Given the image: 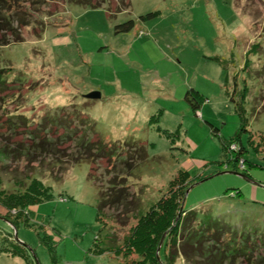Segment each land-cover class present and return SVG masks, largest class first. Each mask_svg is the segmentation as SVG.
<instances>
[{
    "label": "rangeland",
    "instance_id": "rangeland-1",
    "mask_svg": "<svg viewBox=\"0 0 264 264\" xmlns=\"http://www.w3.org/2000/svg\"><path fill=\"white\" fill-rule=\"evenodd\" d=\"M98 1L97 7L21 1L16 15H34L32 23L23 40L0 47L1 66L26 81L23 91L31 89L17 98L11 93L19 86L0 91L7 99L3 110L22 112L36 124L49 111L71 125L78 118L86 142L101 139L111 159L104 167L96 147L65 160L56 153L0 156V246L23 250V242L28 250L23 256L0 252V264H130L114 251L93 249L120 243L134 216L159 196L178 197L173 180L180 169L191 174L185 186L196 182L180 195V206L199 221L210 215L235 227L219 237L222 245L232 238L258 248L264 241V0ZM127 20L132 28L116 32ZM216 56L224 67L210 58ZM190 88L203 96L196 111L184 98ZM225 88L243 108L247 130L238 138L239 116ZM92 91L100 97L84 96ZM33 121L32 132L18 126L16 139L5 144L11 148L34 135ZM30 177L52 195L26 212L20 205L6 208L8 191H20ZM110 192L135 201L136 209L109 207ZM248 229L261 231L260 243L257 235L244 240L237 234ZM194 263L209 264L206 257L183 255L174 262Z\"/></svg>",
    "mask_w": 264,
    "mask_h": 264
},
{
    "label": "trees",
    "instance_id": "trees-1",
    "mask_svg": "<svg viewBox=\"0 0 264 264\" xmlns=\"http://www.w3.org/2000/svg\"><path fill=\"white\" fill-rule=\"evenodd\" d=\"M21 1L24 0H0V47L23 40L24 31L27 32L25 28L32 23L31 19L33 17L31 16L34 15H26L27 13L24 15L23 12L16 15V13L20 11L15 9L19 7ZM25 1L33 6H35V4L40 5L41 2L45 3V0ZM68 1L91 7H97L103 2L98 0L95 2H92L93 0ZM237 2H239V0H237ZM156 13V11L150 12L146 15H141V17L152 16ZM13 22L20 23V27L17 28L16 25L14 27L12 24ZM42 24L43 22L40 23L39 30L44 29V25ZM132 26V21L127 20L116 24L115 31H128ZM33 28L37 29L38 26H34ZM210 58L218 61L224 67L225 63L217 56ZM11 69V66H1L0 63V91H3L5 88H10L9 86H19V91L15 93L12 92V95H10L14 98H17L21 94L24 96L31 89L27 87L26 90L23 91V88L20 87H22V83L26 81L21 80L16 75H12L13 72ZM224 92L230 100L235 103L236 111L239 116L240 127L235 135V138H238L240 132H246L247 130L244 124L243 108L235 99L234 93H230L226 88ZM5 97L6 96L2 94L0 95V140L3 145V149H0L1 157H11L10 154L21 153H30V155H32L31 158H34L35 155L38 158L40 156L46 157V155L54 157L56 153L57 157L54 158H58L59 160H65L67 158L75 159V157H73L75 154L81 153L82 155L84 154L83 156L89 155V150L96 147L97 157L102 159L100 162L103 163L104 167L110 164L111 159L108 158L107 154L109 149H106L105 143L101 139H96V145L93 141L86 142L85 132L82 128L84 125L81 123L78 124V118H76L74 114L71 113L73 118L77 120L73 125L70 124L71 120H67L66 117L61 116L59 112L52 117L49 113L51 111L44 113V117L40 120L42 124H36V122L30 120L29 117L25 116L22 112L9 113L10 111L7 112L3 110L4 108L2 105L7 100ZM184 98L189 103L190 108L196 111L203 96L197 90L190 88L185 93ZM62 107L63 108H60L62 110L67 108L66 106ZM32 121L34 122L33 126L35 129L33 130L35 134H26L27 139H20L18 143H15L16 145L18 144V147H15L14 144L9 148L3 140L8 139L12 144V140L16 137L15 134L17 133L18 126H22L24 129L26 128V132H32L31 128H27L29 122ZM80 122L83 121L80 120ZM4 124L7 126L5 130L2 129ZM57 128H61V132H55ZM259 142L264 144V142ZM58 143L60 145L59 147ZM234 151L233 160L237 161V158L241 155V150L238 148ZM178 171L179 175L173 180H177L176 184L179 187L177 188L178 197H176L174 193L164 196L161 195L162 197L159 196L153 206H150V208L143 213H138L134 216L136 219L135 222L131 223L127 232L120 237V243H116L113 246H106L105 248L96 246L93 249L94 253L101 254L114 251L116 254H121L126 258V261H129L130 264H174L177 257L181 255L187 257L189 260H193L194 256L198 258L206 257L208 258L209 264H264V241L260 243V238H258V236L260 237L259 234L261 231L258 232L256 230L257 241L260 243L258 248L256 247V243L255 247H248L243 243V240L232 238L226 240V243L224 242L222 245V238L219 239V237L227 231L235 233V227L210 215H208L204 221H199L194 210L185 209L183 206L180 208V199L187 187L184 183L191 178V174L185 169H180ZM23 184L24 186L20 191L10 190L7 193L9 198H1L6 208L20 205L24 207L26 212L30 205L41 202L52 195L50 188L36 177H30V180L23 182ZM181 194L182 196L180 197ZM109 203V207L113 204L117 209L120 208L123 212L133 211L137 207L135 201L129 204L126 198H123L120 194L115 192L112 194L110 192ZM122 209L126 210L124 211ZM194 218L197 224L195 223L192 227L188 226ZM120 221L123 222L124 220L120 219ZM124 222H126V220ZM184 229L188 231V233L180 237V232ZM254 231L255 229L240 230L237 231V234L240 235V237H244L245 240L247 236H256ZM242 234L245 235L241 236ZM22 244L23 250L28 251L25 244L23 242ZM166 245L169 249L171 248L169 253L165 250ZM23 250L15 248L13 244L5 242H2L0 246V252H7L12 255L23 256L25 254ZM49 250H51V248H49ZM240 257H242V259L237 260ZM193 262L196 261L194 260Z\"/></svg>",
    "mask_w": 264,
    "mask_h": 264
},
{
    "label": "water",
    "instance_id": "water-1",
    "mask_svg": "<svg viewBox=\"0 0 264 264\" xmlns=\"http://www.w3.org/2000/svg\"><path fill=\"white\" fill-rule=\"evenodd\" d=\"M84 96H86V97H88V98H94V99H96V98H99V97H100V93H99V91H92V92H90V93L85 94ZM194 184H196V182L193 183V184H191L190 186L187 187V189H186V191H185V194L188 192V190H189ZM184 197H185V196H184ZM184 197H183V200H184ZM180 208H181V206H180ZM160 242H161V240H160Z\"/></svg>",
    "mask_w": 264,
    "mask_h": 264
}]
</instances>
